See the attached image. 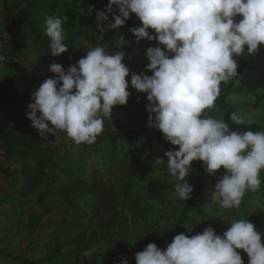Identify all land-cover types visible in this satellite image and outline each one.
<instances>
[{"label": "clouds", "instance_id": "obj_1", "mask_svg": "<svg viewBox=\"0 0 264 264\" xmlns=\"http://www.w3.org/2000/svg\"><path fill=\"white\" fill-rule=\"evenodd\" d=\"M93 10L89 6L88 13ZM105 12L113 13L114 23L107 25L111 29L123 26L135 14L142 23L130 29L136 42H157L158 46L146 49V71L152 74L132 72L130 85L147 94L150 126L178 146L165 153L167 172L177 180L178 198L191 199L194 187L187 177L193 171L192 162L202 161L209 176L226 170L213 195L221 208L238 209L246 193L258 192L264 182V130L252 131L250 124L246 125L249 130L233 129L205 110L214 107L221 83L239 75L236 57L255 54L264 45V0H109L105 10L96 12L102 32L107 30L102 22L109 19ZM66 20L56 15L44 18L52 56L68 50L63 35ZM124 58L123 51L109 54L97 45L67 70L53 63L50 71L55 78H46L33 92L26 112L39 135L47 139L46 134L63 131L77 145L95 143L105 119L112 117L116 106L126 105L131 95ZM6 62L0 54V65ZM230 120L244 124L235 112ZM164 162L156 160L157 165ZM262 236L264 232L248 218L235 219L222 235L208 226L195 235H175L165 249L149 243L135 254V262L244 264L238 251L243 250L248 264H264Z\"/></svg>", "mask_w": 264, "mask_h": 264}, {"label": "trees", "instance_id": "obj_2", "mask_svg": "<svg viewBox=\"0 0 264 264\" xmlns=\"http://www.w3.org/2000/svg\"><path fill=\"white\" fill-rule=\"evenodd\" d=\"M108 3L109 0L103 3L99 0H91L94 10L83 29L74 28L80 19L78 7H85L83 1L29 0L24 6L18 5L12 10L13 38L9 42L0 40V48H2L0 54L4 55L5 50L14 49L19 44L25 25L40 42L42 55L49 62L58 63L75 49L78 36H86L95 29L100 30L97 26L99 21L96 20V12L105 9ZM113 13L118 14L115 6H113ZM113 13H110L108 21L102 22L104 28H107L109 23H114ZM48 15L67 17L63 23L64 29H74L72 34L64 39L68 50L58 56H52L49 48L50 38L46 35L44 24V18ZM139 26H142L141 21L135 14H130L123 26L116 29L107 28L104 32L126 38L127 42L122 43L120 50L124 53L139 45H157L155 40L145 39L139 43L136 42L130 29ZM149 31L155 34L154 30ZM261 48H264L263 45ZM250 60L251 58L247 56L237 70L245 73L252 70ZM11 66L18 70L19 80L0 89V155L13 157L20 163L21 173L26 177L27 188H35L48 176L46 173L48 158L44 155L47 149L43 145V137L28 125L21 126L20 133L17 135H11L6 130L2 118L4 109H12L18 101L27 102V105L32 102L30 97L22 98L12 95L13 92L27 87L32 79L27 75L24 67H20L14 60L9 61L7 65H0V71H7ZM239 93H245L243 85L234 86L230 83L225 93L219 95L214 106L221 108L222 119L233 129L249 130L246 125H236L230 120V115L236 111L235 105L227 99ZM260 100L264 101V93L257 95L256 103ZM147 103V99L142 102L138 118L139 125L136 130L128 129L123 125L116 106L113 109L111 126L104 129L96 142L91 145H78L80 151L93 153L95 158L92 170H88V173L84 175L88 177L77 176L60 181L51 193L60 200L64 206L63 211L67 214L59 230L49 238L47 243L48 248L56 250L54 256L59 255L62 248L87 245L91 241H102L105 244V248L100 247L89 257L77 256L73 261L64 254L61 264H123L124 260H127L128 264H136L135 254L142 251L149 243L154 242L158 246L162 237L170 236L172 241L177 234H187L188 229L196 234L208 226L215 228L220 222L227 229L235 219L248 218L253 223V220L259 218V215H254L255 213L244 201L241 204L243 212L232 209L233 214L230 219L228 218L229 221L221 220V216L210 211L204 205L209 175L205 172L202 161L192 163L197 170L195 173H190V178L195 183L191 199L181 202L182 207L179 211L168 209V206L173 203L164 190H168V182L172 176L167 172L165 153L173 148L178 149V146L171 145L163 138L159 130L150 126L148 119L150 113L146 110ZM251 130L257 131L252 126ZM103 143L108 148L105 151L102 147ZM158 158L164 159L165 162L157 165ZM83 166L86 167L84 164ZM111 168H117L118 178L108 183L102 180L103 171ZM40 194L45 197L48 193L41 191ZM167 219L172 221L169 222ZM215 232L222 235L221 230H215ZM238 251L244 264H248L247 253L243 250ZM22 261L25 264H39L24 258Z\"/></svg>", "mask_w": 264, "mask_h": 264}, {"label": "rangeland", "instance_id": "obj_3", "mask_svg": "<svg viewBox=\"0 0 264 264\" xmlns=\"http://www.w3.org/2000/svg\"><path fill=\"white\" fill-rule=\"evenodd\" d=\"M28 1L29 0H0V40L5 42L12 40L14 34L12 10L18 5H26ZM78 1H83L85 7H78L77 11L79 12L80 19L74 28L83 29L85 22L91 15L88 13V8L92 4L91 0ZM104 1L105 0H99L100 3ZM105 14L110 19V13L105 12ZM73 30L64 29V39L69 37ZM121 37H123L124 41L120 40ZM21 39L22 40L14 49L12 48L4 51V55L7 58L5 65H7L9 61L14 60L20 67H24L27 75L30 76L32 80L27 87L11 94L22 98H31L33 92L41 83L46 78H55V74L50 71V66L53 63L49 62L46 57L42 55L40 42L35 39L31 30L25 25ZM77 40L78 42L72 53L64 60L58 62L65 70H67L70 65L75 64L80 58L86 56L87 51L97 45L103 46L109 54H113L122 49V43L127 42L124 36H114L98 29L90 31L86 36H78ZM154 46L139 45L125 52L123 62L130 70V74L126 77V80L129 81V88L127 90L131 95L126 105L117 107L118 116L123 125L128 129L136 130L138 128L141 105L147 95L131 87V73L135 72L139 74L144 72L146 75L152 74L146 71V66L149 63L146 57V49ZM246 49L247 46H245V50ZM247 56L251 58L250 64L253 69L247 73L237 70L239 73L238 76L231 79L228 83H221L220 95L225 93L230 83H233L234 86L243 85L245 93H239L227 100L235 105V111L243 118L244 125L250 124L257 131H260L264 130V101L260 100L256 103V97L264 93V48H261L260 45L255 54L248 55V53L245 52L244 56L236 57V59H238V65L242 63ZM18 80L19 73L15 67L11 66L7 71H0V89L8 87L10 83ZM18 83H20V81ZM27 106V102L18 101L12 109H4L2 118L6 130L11 135L19 134L21 130L20 127L25 125H28L31 129L38 132V130L32 126L31 121L26 117V112L29 111ZM205 112L217 119H222V110L218 106L206 109ZM111 124L112 119L106 118L104 129L110 127ZM46 135L47 139L43 138V145L47 149L44 155L48 158V166L46 167L48 176L43 183L35 188H27L26 177L21 173L22 166L20 163L16 162L13 157L0 155V264H25L22 261L23 258L38 262L39 264H61V259L64 254L70 261H73L77 256L89 257L91 253H96L100 247L105 248V244L102 241H91L90 243L88 242L91 246L87 244L70 247L69 249L62 248L59 255L56 256H54L56 250L48 248L47 243L49 238L59 230V227L62 225V220L67 216L66 212L63 211V204L55 196H52L51 193L56 189L60 181H66L77 176L85 177L84 175L88 173V170H92L95 164V158L93 153L89 154L85 151H80L78 145L63 131H58L56 136L51 133ZM102 147L104 151L108 149L104 143ZM83 164L86 167H84ZM191 166L193 169L192 172L195 173L197 168H194V164ZM225 171V169L221 168L217 170L215 176H209L204 205L210 211H214L218 216H221V220L229 221L228 218L230 219L233 214L231 212L232 209L221 208L218 203V196L213 195L215 184ZM103 172V181L110 183L118 178L117 168H111ZM87 177L88 176L85 178ZM190 177L191 174L187 177V181L195 190L194 180ZM261 178L262 181H264V170L261 171ZM168 183V190L164 191L165 194L169 195L174 204L169 205L168 209L179 211L182 207L181 202H183V200H180L175 193L174 186L177 180L175 177H171ZM41 191L47 192L48 194L42 197L40 194ZM243 201L247 204V207L249 206L255 213L254 215H259L258 219L253 220V224L259 231L264 232V182H262L258 192L246 193ZM237 210L243 212L241 205ZM226 212L227 214H225ZM168 221L170 222L172 220ZM163 222L167 221L163 220ZM214 229L216 231L221 230L222 234L227 230L225 225L221 222L216 224ZM186 233L189 236L195 235L192 230L189 232V229L186 230ZM170 241V236L162 237L161 242L158 244L159 248L164 249L166 244ZM262 243H264V236H262ZM85 252L89 254L84 255Z\"/></svg>", "mask_w": 264, "mask_h": 264}]
</instances>
